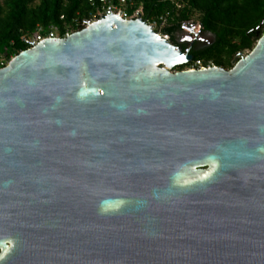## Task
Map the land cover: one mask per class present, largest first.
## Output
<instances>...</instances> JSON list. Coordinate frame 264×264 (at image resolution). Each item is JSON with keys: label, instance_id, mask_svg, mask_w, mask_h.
<instances>
[{"label": "water", "instance_id": "1", "mask_svg": "<svg viewBox=\"0 0 264 264\" xmlns=\"http://www.w3.org/2000/svg\"><path fill=\"white\" fill-rule=\"evenodd\" d=\"M140 16L0 68V264H264V31L173 71Z\"/></svg>", "mask_w": 264, "mask_h": 264}, {"label": "trees", "instance_id": "2", "mask_svg": "<svg viewBox=\"0 0 264 264\" xmlns=\"http://www.w3.org/2000/svg\"><path fill=\"white\" fill-rule=\"evenodd\" d=\"M135 1L147 23L157 19L160 25L166 19L156 29L158 33L169 35L170 42L188 49L194 59L224 69L233 68L252 51L264 31V0ZM91 8L89 0H0V68L27 49L25 38L31 37L39 25H58L63 36L67 25L73 32L82 29L74 20L88 17ZM191 22H198L204 31L213 34L212 45L200 48L196 43H180V33Z\"/></svg>", "mask_w": 264, "mask_h": 264}, {"label": "built area", "instance_id": "3", "mask_svg": "<svg viewBox=\"0 0 264 264\" xmlns=\"http://www.w3.org/2000/svg\"><path fill=\"white\" fill-rule=\"evenodd\" d=\"M89 3L91 4L92 8L90 10L88 17L82 20L78 18L74 20L75 24L79 27L85 28L89 26L91 23L100 20V18L103 15L108 16L109 14H115L121 19H125V20L138 18L140 14H141L140 17H142V10L141 8H137L135 0H89ZM132 9L133 12H131ZM165 20L166 19H163V23H161L160 25L157 19L153 20L149 24L156 30V29H160V27L164 25ZM60 32L61 29L58 25L53 24L47 28L43 27L42 25H39L31 37L25 38L26 40L25 43L28 46L27 49L33 48L34 45L36 46L40 41L44 39L66 37L67 35L73 33L72 26L71 25L66 26L63 36H60ZM159 34L164 39L169 40V35L161 34V33ZM183 51L185 54H187L188 49H185ZM212 67H218V66H216L213 62H205L203 59L198 58V59H193L191 62L185 64L181 70H190V71L207 70ZM173 71H179V70H173Z\"/></svg>", "mask_w": 264, "mask_h": 264}, {"label": "flooded vegetation", "instance_id": "4", "mask_svg": "<svg viewBox=\"0 0 264 264\" xmlns=\"http://www.w3.org/2000/svg\"><path fill=\"white\" fill-rule=\"evenodd\" d=\"M196 24L190 23L188 25H186L185 27H189L190 29H194ZM199 28L195 31H193V38L192 36L186 37V38H180L179 41L180 43L183 42H192L193 40L194 43L197 44L198 47L200 48H205V47H209L210 45H212L213 43V34L210 32H206L203 30V27L201 26V24H199ZM206 35L208 36V38L206 37ZM180 45V44H179Z\"/></svg>", "mask_w": 264, "mask_h": 264}, {"label": "rangeland", "instance_id": "5", "mask_svg": "<svg viewBox=\"0 0 264 264\" xmlns=\"http://www.w3.org/2000/svg\"><path fill=\"white\" fill-rule=\"evenodd\" d=\"M193 23V22H191ZM190 24V23H189ZM199 23L197 22L194 29H190L189 27H184V30L180 33L179 37L180 38H186V37H189V36H192L193 38V31L197 30L199 28Z\"/></svg>", "mask_w": 264, "mask_h": 264}]
</instances>
